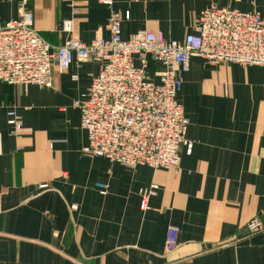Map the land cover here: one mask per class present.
Here are the masks:
<instances>
[{
    "label": "crops",
    "instance_id": "1",
    "mask_svg": "<svg viewBox=\"0 0 264 264\" xmlns=\"http://www.w3.org/2000/svg\"><path fill=\"white\" fill-rule=\"evenodd\" d=\"M212 5L256 11L264 22V0H113L112 10L129 13L124 40L149 30L182 41ZM21 9L53 47L71 35L86 44L110 36V9L97 0H0V22ZM65 20L71 35L61 31ZM147 61L156 83L162 68ZM99 70L88 60L60 72L53 62L48 88L0 83V264H264V230L246 229L254 217L264 224V68L190 57L177 100L193 148L181 149L175 169L82 154L87 138L73 102ZM11 109L22 121L17 136L6 124ZM151 184L159 190L141 211L138 190ZM169 229L177 231L172 251Z\"/></svg>",
    "mask_w": 264,
    "mask_h": 264
},
{
    "label": "built area",
    "instance_id": "2",
    "mask_svg": "<svg viewBox=\"0 0 264 264\" xmlns=\"http://www.w3.org/2000/svg\"><path fill=\"white\" fill-rule=\"evenodd\" d=\"M97 2L110 9V36L106 40L95 38L88 44L72 37V20L62 23L61 31L71 36L58 47L48 44L33 28L29 11L21 9L16 19L0 22V83L48 88L52 84L53 62L60 72L67 71L74 61L97 62L98 75L86 93L73 102L87 138L82 154L131 169H175L181 149L190 155L193 148L186 136L190 122L177 100L190 57L197 56L213 66L264 68V22L256 11L240 12L212 5L200 13L194 31L182 41L167 40L160 32L149 30L124 40L121 26L129 19V13L113 11V0ZM148 58L162 68L156 73V83L147 75ZM6 124L17 136L22 121L15 110L7 111ZM96 188L105 195L108 186L98 183ZM158 190L156 184L138 190L141 211L148 209L149 199ZM77 208L76 204L69 207L71 211ZM246 229L255 234L264 230V224L254 217ZM176 236L175 229L168 230L166 250L175 249Z\"/></svg>",
    "mask_w": 264,
    "mask_h": 264
},
{
    "label": "rangeland",
    "instance_id": "3",
    "mask_svg": "<svg viewBox=\"0 0 264 264\" xmlns=\"http://www.w3.org/2000/svg\"><path fill=\"white\" fill-rule=\"evenodd\" d=\"M20 87V86H19ZM21 87H23V86H21Z\"/></svg>",
    "mask_w": 264,
    "mask_h": 264
}]
</instances>
